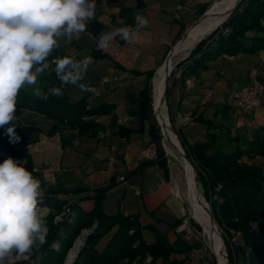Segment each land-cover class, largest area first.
I'll return each instance as SVG.
<instances>
[{"label": "crops", "instance_id": "crops-1", "mask_svg": "<svg viewBox=\"0 0 264 264\" xmlns=\"http://www.w3.org/2000/svg\"><path fill=\"white\" fill-rule=\"evenodd\" d=\"M214 1L139 0V6L138 0H118L114 4L96 0L95 17L104 26V33L121 28L132 32L138 15L149 21L148 26L136 32L134 41H125L117 36L103 49L98 47V40L86 31L79 37H73L70 43H65L64 38L60 40L59 48L66 56L77 60L91 56L94 48L110 57L109 60L92 58L93 62L81 81L87 88H94L96 93L82 91L78 85H62L72 104L86 99L89 107L111 108L110 113L94 118L104 131L98 133L95 139L76 138L73 131L75 139L64 144L62 140L66 136L61 133L51 137L46 135L54 122L44 115L22 110L15 118L17 126H32L40 130L17 136L27 144L22 156L24 160H31L33 176L41 181L43 198L51 196L53 200L63 201L69 194L62 192L81 190L71 195L72 202L79 212L87 213L94 207V191L112 183L102 200V211L106 215L120 212L124 216L137 217L141 227L149 226L155 232L164 234L175 248L183 252L182 255H171L170 260H182L188 255L184 244L188 241L175 231L185 214L184 204L174 194L175 181L170 172L169 175L164 173L153 160L141 157L142 152L152 150L153 144L147 133V122L143 123L141 130L139 127V94L146 85L147 74L157 71L183 32ZM178 5L180 11L176 10ZM120 9L128 10V13L122 17ZM175 13H178V19L174 18ZM203 50V57L210 52L205 46ZM200 66L203 67L197 70H191L192 67L186 69L172 89L176 99L172 121L186 145L205 143L208 135L213 134L216 144L222 145L227 136L250 138L254 130L264 127V98L252 114L236 109L228 101L232 90L252 83V71L257 70L259 79L264 83V62L258 61L257 54H224L204 60ZM39 77L35 86L22 87L24 91H34ZM189 78L192 82L188 85L186 80ZM249 119L252 128L246 126ZM118 128L129 130L127 139L117 135ZM204 153L211 156L214 149ZM145 163L147 165L137 171ZM47 168L53 171L46 172ZM39 207L46 217L50 209ZM145 233L151 238L145 239ZM141 238L147 244L155 241L149 229L141 231Z\"/></svg>", "mask_w": 264, "mask_h": 264}, {"label": "trees", "instance_id": "trees-1", "mask_svg": "<svg viewBox=\"0 0 264 264\" xmlns=\"http://www.w3.org/2000/svg\"><path fill=\"white\" fill-rule=\"evenodd\" d=\"M114 4L118 0H105ZM139 5V0L137 2ZM140 6V5H139ZM203 9L201 15L206 12ZM128 10L120 9L119 15L125 16ZM95 40L104 33V26L93 19L86 22V30ZM251 34V36H248ZM205 49L210 50L209 54H202ZM264 49V0H241L238 8L230 17L211 32L206 38L199 41L189 52L184 61L180 62L181 75L186 69L197 70L204 60L217 58L221 55L234 56L239 53L254 55ZM66 56L60 48L55 49L47 58L50 67L39 77L38 87L42 92L48 93L49 98L43 100L34 91L26 92L20 89L16 100L15 118L22 110H28L52 120L55 124L46 132L48 137L58 133L60 126H68L76 131V138L95 139L98 133L104 128L94 121L95 117L110 113L108 106L89 107L86 99H81L76 103L68 101L66 93L56 97L51 95L49 90L52 87H62L58 80L54 60L57 57ZM91 56L94 60L110 59L108 54L101 53L95 48L92 49ZM191 65V66H188ZM118 69L124 70L117 66ZM154 72L147 74V82L144 89L139 94V127L143 128V123L149 121L151 108V83L150 80ZM172 74V72H171ZM63 90V89H62ZM16 134H29L40 132L32 126H17ZM121 132H124L122 134ZM147 133L150 143L157 144L160 136L156 125L149 121ZM130 134L129 130L118 128L117 135L125 139ZM180 140L186 149L190 161L196 168L197 177L204 190V195L209 196L210 212L212 218L220 230L228 253V260L233 262L234 257L239 255L241 262L246 264H264V127L257 128L252 132L250 138L227 136L222 145L216 144L215 135H208L205 143H197L186 147L185 142L178 132ZM75 138L69 136L62 140L65 144ZM26 143L19 139L18 142H11L6 132V127L0 128V149L9 150L10 157L19 160L23 157ZM214 149L211 156L205 155V150ZM154 161L164 173L167 174L161 154ZM261 159L257 163L256 159ZM4 160L0 158V163ZM24 167L33 173L32 163L29 158H25ZM147 163L138 167L141 170ZM113 184L94 191V207L90 212H79L76 204H72L70 210L75 214L73 223L68 222V217L63 222L53 224L54 217L61 212L67 200L57 201L46 196L39 206H46L50 209L46 221L49 228L46 242L34 248L29 254L28 260L17 261L14 264H63L67 251L71 248L73 241L85 228H90L94 223L96 228L89 235L84 245L79 251L74 264H122L136 260L142 263L146 258H150L149 264H184L188 258L182 260H170L171 255H182L183 252L175 248L164 234L155 232L151 227H141L137 217L124 216L120 212L114 215H106L102 211L101 203L105 194ZM81 190L64 191L62 193L74 195ZM173 226L172 228H175ZM149 229L155 236V241L147 244L141 238V231ZM133 231L132 234H129ZM230 231L239 232L241 244L230 245ZM109 236L103 247H97L102 239ZM59 241V250L54 251L51 245ZM15 254V253H13Z\"/></svg>", "mask_w": 264, "mask_h": 264}, {"label": "clouds", "instance_id": "clouds-1", "mask_svg": "<svg viewBox=\"0 0 264 264\" xmlns=\"http://www.w3.org/2000/svg\"><path fill=\"white\" fill-rule=\"evenodd\" d=\"M96 0H0V128L7 126L10 141L18 142L15 132L16 100L22 87L35 86L49 67L47 58L58 49L61 38L70 43L86 30V21L95 16ZM135 30L121 28L101 33L99 48L119 36L134 41L136 32L149 21L137 16ZM91 56L54 60L55 73L62 85L81 83L92 63ZM51 95H63L62 87H52ZM34 95L47 100L39 88ZM26 163V162H25ZM41 181L20 162L8 157L0 163V264L15 253L17 258L31 254L46 242L49 232L44 211Z\"/></svg>", "mask_w": 264, "mask_h": 264}, {"label": "bare ground", "instance_id": "bare-ground-1", "mask_svg": "<svg viewBox=\"0 0 264 264\" xmlns=\"http://www.w3.org/2000/svg\"><path fill=\"white\" fill-rule=\"evenodd\" d=\"M238 2L239 0H219L210 12L208 9L206 17L200 20L201 22L197 24L194 29H189L187 33V39L176 44L168 58L163 61V63L160 65V68L155 72L151 83L152 108L159 122L162 146L168 157L179 162L183 171L184 188L182 192H180L181 190H179V188L176 186L175 181L173 185L174 194L177 197L178 195L182 196L185 202L188 204L189 214L192 222H194L195 225L201 230L204 240L211 250L217 264H226L223 248L224 243L217 226L215 225V229L212 227L209 210L205 205L204 199L201 195L200 188L196 181L194 168L190 162L185 159L184 150L178 138L176 137V134H174L171 128L167 114L168 111L166 107L165 93L167 89V81L172 72L174 64L178 60L186 57L188 51L201 38L207 37L208 34L212 32V29H214L215 26L226 17L227 13L233 10ZM81 245V241H78L75 244L68 257V262H70L75 257Z\"/></svg>", "mask_w": 264, "mask_h": 264}, {"label": "rangeland", "instance_id": "rangeland-1", "mask_svg": "<svg viewBox=\"0 0 264 264\" xmlns=\"http://www.w3.org/2000/svg\"><path fill=\"white\" fill-rule=\"evenodd\" d=\"M219 0H215L213 3H215L214 4V6L212 7V8H214L215 7V5L217 4V2H218ZM212 3V4H213ZM212 4L210 5V7L212 6ZM209 7V8H210ZM208 8V9H209ZM200 23V22H199ZM198 23V24H199ZM206 38V37H205ZM257 55H258V53H257ZM182 61H184L183 59H181V60H178L175 64H174V66H173V68H172V74H170V76H169V78H168V81H167V92H166V107H167V114H168V118H169V122H170V125H171V128H172V130H173V132H174V134H176V137L178 138V140H179V142H180V144H181V146H182V148H183V150H184V152H185V154L187 155V153H186V149H185V147H184V145L182 144V142H181V140H180V137H179V134H178V131H177V128H176V126H174V124H173V121H172V119H173V111H174V106H175V103H176V99H175V94H174V90H172L173 88H174V86H175V84L179 81V80H181V78L180 79H175V76H177V74H178V72L180 71L181 72V68H182V66H181V64H180V62H182ZM160 68V67H159ZM158 68V69H159ZM157 69V70H158ZM155 73V72H154ZM154 73H153V75H154ZM181 77H182V75H180ZM153 77V76H152ZM152 79L153 78H151V80H150V83H152ZM155 116V114H154V112H153V108H152V99H151V108H150V115H149V121H150V123L151 122H153L155 125H156V127H157V130H158V135L160 136V139H159V141H158V143L157 144H153L152 145V150H150V151H152L153 152V156H154V161L156 160V161H158V156H159V152H160V154H161V159L163 160V162H164V165H165V168H166V171H167V174L169 175V172H170V174L173 176V179H174V181H176V186L179 188V190H181L180 192H182V190H183V188H184V184H183V171H182V168H181V166H180V164H179V162L177 161V160H175V159H173V158H170V157H168L167 156V154H166V152H165V150H164V148H163V146H162V139H161V133H160V128L158 127L159 126V122H158V120H157V118H156V116H155V118H156V120H157V124H156V122H155V120H154V116ZM149 121L147 122V124H149ZM55 124V123H54ZM74 130H71V128H69L68 126H60L59 127V131H58V133H61L62 135H64V136H66L65 138L67 139L69 136H73L72 135V132H73ZM76 132V131H75ZM186 147H189L188 145H185ZM10 155H11V152L9 151V150H3V149H0V158H2V160H5V159H7L8 157H10ZM188 157V156H187ZM21 159H23V162H22V164L21 165H24V163H25V160H24V158L23 157H21L19 160H17L18 162H20V160ZM189 159V158H188ZM175 160V161H174ZM189 161H190V159H189ZM257 163H261L262 161H256ZM173 163V164H172ZM190 164L192 165V167L195 169V171H196V168H195V166L193 165V163L190 161ZM178 165V166H177ZM177 166V167H176ZM33 171V170H32ZM46 172H52L53 171V169H51V168H47L46 170H45ZM34 173V172H33ZM182 175V176H181ZM196 176H197V171H196ZM177 177V178H176ZM176 178V179H175ZM196 181H197V183H198V186H199V188H200V191H201V195H202V197H203V199H204V202H205V205L207 206V208H208V210L210 209V204H209V196H205L204 195V190H203V188H202V185H201V183L199 182V180H198V177H197V179H196ZM180 182V183H179ZM182 182V183H181ZM178 183V184H177ZM178 197H179V199L182 201V203L184 204V210H185V214H184V216L182 217V219H181V221H180V224L183 222V221H186L187 222V226L190 228V230H191V232H192V237H191V239L188 241V242H185L184 241V244L186 245V251H187V253H188V255L186 256L187 258H188V260L186 261V264H217L216 263V261H215V258L213 257V254H212V252H211V250L209 249V247L207 246V243L205 242V240H204V237H203V235H202V233H201V230L195 225V223L194 222H192V219H191V217H190V214H189V207H188V204L185 202V200L183 199V197L182 196H180V195H178ZM184 200V201H183ZM63 212V208L61 209V212L59 213V214H61ZM59 214H57V215H59ZM56 215V216H57ZM56 216L54 217V219H53V224L54 225H56V224H58L57 222H56ZM67 218V217H66ZM75 219H76V216H75V214H73V213H71V216H69L68 217V222L69 223H73L74 221H75ZM64 221V220H63ZM62 221V222H63ZM61 223V222H60ZM95 228H96V224L94 223L90 228H85V229H82L81 231H80V234L75 238V240L73 241V244H72V246H71V248L67 251V253H66V256H65V258H64V261H63V264H74V262H75V259L77 258V255H78V253H79V251L81 250V248L83 247V245H84V241H85V239L89 236V235H91L92 233H93V231L95 230ZM217 229H218V227H217ZM218 231H219V233H220V230L218 229ZM85 232H87V233H85ZM133 233V231H130L129 232V234H132ZM220 235H221V233H220ZM182 236V235H181ZM109 238V236H107V237H105L104 239H102L101 241H100V243H99V245H98V247H97V249L98 250H100L102 247H103V245H104V243H105V241L107 240ZM144 238L145 239H149V238H151V237H149V235L147 234V233H145V235H144ZM221 238H222V241H223V243H224V246H223V248H224V257H225V262H226V264H241V257L239 256V255H236L235 257H234V260H233V262H230L229 260H228V253H229V250H227V248H226V245H225V242H224V238L222 237V235H221ZM181 240H182V238H180ZM78 241H81L82 242V245H81V247L78 249V252L76 253V255H75V257L70 261V262H68L69 260H68V257H69V255H70V253H71V251L73 250V248H74V246H75V244L78 242ZM182 242H183V240H182ZM59 247H60V244H59V241L57 242V241H55L52 245H51V249H53L54 251H57V250H59ZM27 256V258H25V259H23L22 257L21 258H17L16 256H15V254H12V256H10V257H8V258H6V260H5V264H14L15 262H17V261H25V260H28V258H29V256L28 255H26ZM17 259V261H13V260H16ZM37 259H36V261H35V264H37ZM149 262H150V258H146L142 263H138L136 260H134L133 262H131V263H128V261H123L122 262V264H149ZM156 264H160L159 262H157Z\"/></svg>", "mask_w": 264, "mask_h": 264}, {"label": "built area", "instance_id": "built-area-1", "mask_svg": "<svg viewBox=\"0 0 264 264\" xmlns=\"http://www.w3.org/2000/svg\"><path fill=\"white\" fill-rule=\"evenodd\" d=\"M177 11L181 10V7L178 5L176 8ZM174 18L178 19V13L174 14ZM258 61L260 63L264 62V49L260 50L257 55ZM181 72L179 71L177 76H175V79H180L181 78ZM251 77H252V83L247 86H242L239 88H236L232 90L229 95H228V101L229 103L235 107L236 109L245 112L247 114H252L257 108L260 107L261 101L264 98V83L259 79L258 77V71L254 70L251 72ZM192 82V79L189 78L186 80V83L189 85ZM88 92L90 94L96 93L94 88H87ZM246 126L249 128H252L253 125L249 120L246 121ZM142 159L146 160H153V152L150 150H147L145 152H142L141 154ZM23 159L20 160V163L22 164ZM120 181H123V178H120ZM73 204L72 202V196L69 195L67 198L66 203L64 204L63 212L59 215L56 216V222L60 223L62 222L66 217L71 216V210L70 207ZM187 222L183 221L181 224H179L175 231L177 234H180L184 237L186 241H189L192 237V232L190 228L187 226ZM87 233V232H85ZM229 244L238 246L241 244V237L239 232L235 231H230V239H229ZM23 259L27 258V256L22 257ZM14 262L17 261L13 260ZM241 264H246L244 262H241Z\"/></svg>", "mask_w": 264, "mask_h": 264}, {"label": "water", "instance_id": "water-1", "mask_svg": "<svg viewBox=\"0 0 264 264\" xmlns=\"http://www.w3.org/2000/svg\"><path fill=\"white\" fill-rule=\"evenodd\" d=\"M240 2H241V0H239V2L236 4V6L233 8V10L232 11H230L229 13H227V15H226V17L218 24V25H216L215 26V28L214 29H212V32L215 30V29H217L218 27H220V25L221 24H223L229 17H230V15L238 8V6H239V4H240ZM206 15H207V11L204 13V14H202V16H200V18L197 20V21H195L189 28H187L184 32H183V34L181 35V37L179 38V40L177 41V42H175V44L170 48V50L168 51V53L166 54V57H165V59H164V61L168 58V56L170 55V53H171V51L173 50V48L176 46V44L177 43H179V42H181V41H184V40H186L187 39V37H188V31H189V29H194L195 27H196V25L198 24V22L200 21V20H202V19H204L205 17H206ZM210 34V33H209ZM208 34V35H209ZM205 37H203V38H201L199 41H201L202 39H204ZM198 41V42H199ZM197 42V43H198ZM197 43H195V45L197 44ZM194 45V46H195ZM194 46L188 51V54H187V56L186 57H184L183 58V60L184 59H186L187 57H188V55H189V52L194 48ZM155 74V73H154ZM154 76V75H153ZM153 78V77H152ZM166 92H167V89H166ZM165 96H166V93H165ZM154 116V115H153ZM154 120H155V122H156V124H157V120H156V118H155V116H154ZM158 125V124H157ZM159 127V126H158ZM184 156H185V159L187 160V161H189V159H188V157H187V155L185 154V152H184ZM190 162V161H189ZM194 173H195V177H196V179H197V176H196V171H195V169H194ZM209 214H210V217H211V224H212V227L215 229V222H214V220H213V218H212V215H211V212H210V209H209Z\"/></svg>", "mask_w": 264, "mask_h": 264}]
</instances>
